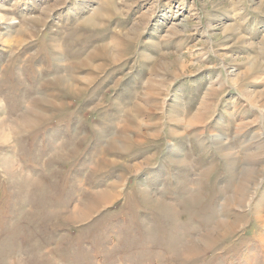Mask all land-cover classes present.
<instances>
[{"label": "rangeland", "instance_id": "374dc122", "mask_svg": "<svg viewBox=\"0 0 264 264\" xmlns=\"http://www.w3.org/2000/svg\"><path fill=\"white\" fill-rule=\"evenodd\" d=\"M0 264H264V0H0Z\"/></svg>", "mask_w": 264, "mask_h": 264}, {"label": "bare ground", "instance_id": "6f19581e", "mask_svg": "<svg viewBox=\"0 0 264 264\" xmlns=\"http://www.w3.org/2000/svg\"><path fill=\"white\" fill-rule=\"evenodd\" d=\"M229 225V224H228ZM225 225V227L227 226V231L229 230L230 231V229H231V226L229 225ZM214 233V232H213ZM215 234H217V232L215 233ZM215 237H216V235H213V236H210L208 239H206L203 243L204 244H207L208 242H210V243H214L215 242ZM203 243L201 242V244H199L198 246H199V248H201L202 249V247H203ZM209 243V244H210Z\"/></svg>", "mask_w": 264, "mask_h": 264}]
</instances>
